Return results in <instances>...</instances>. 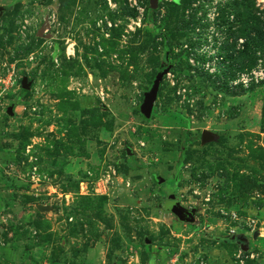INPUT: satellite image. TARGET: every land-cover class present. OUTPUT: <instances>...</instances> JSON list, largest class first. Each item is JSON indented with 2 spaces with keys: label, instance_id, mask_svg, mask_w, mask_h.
<instances>
[{
  "label": "rangeland",
  "instance_id": "1",
  "mask_svg": "<svg viewBox=\"0 0 264 264\" xmlns=\"http://www.w3.org/2000/svg\"><path fill=\"white\" fill-rule=\"evenodd\" d=\"M0 9V264H264V0Z\"/></svg>",
  "mask_w": 264,
  "mask_h": 264
},
{
  "label": "water",
  "instance_id": "2",
  "mask_svg": "<svg viewBox=\"0 0 264 264\" xmlns=\"http://www.w3.org/2000/svg\"><path fill=\"white\" fill-rule=\"evenodd\" d=\"M158 2H159V0H149V8L151 10H155L157 8V6H158ZM161 74H159L156 77V79H155V81H154V83H153L150 91L148 93H146L144 95V98H143V104L141 106V111L147 117L150 116L153 103H154V101L156 99V93H157V90H158L159 82H160L161 77H162ZM22 87L24 89L27 88V84H26V81L25 80L22 81ZM12 109H13L12 106H9L8 107V109H7L8 115H11L12 114ZM209 138H211V136L208 133H206V132H203L202 133V135H201L202 141H206ZM168 197H169V199H174L173 193L172 192H169L168 193ZM38 209L39 210H42V207H38ZM184 214H186L188 217L184 218L183 217ZM178 216L180 218H183L186 222H189V223H193L194 222L193 214L191 212L187 211V210L181 209L178 212ZM240 245H241V249L242 250H244V251L247 250V246L245 244H240Z\"/></svg>",
  "mask_w": 264,
  "mask_h": 264
},
{
  "label": "crops",
  "instance_id": "3",
  "mask_svg": "<svg viewBox=\"0 0 264 264\" xmlns=\"http://www.w3.org/2000/svg\"><path fill=\"white\" fill-rule=\"evenodd\" d=\"M19 246H23L24 250H22L21 247L18 253L10 251V248H4V250L7 249L9 251L7 256L12 260L11 262L13 264H46V262H41V260L46 261V256L39 252V249H42L41 247L37 248L34 246L32 248H26V243H21ZM87 256L89 257L90 253H88Z\"/></svg>",
  "mask_w": 264,
  "mask_h": 264
},
{
  "label": "trees",
  "instance_id": "4",
  "mask_svg": "<svg viewBox=\"0 0 264 264\" xmlns=\"http://www.w3.org/2000/svg\"><path fill=\"white\" fill-rule=\"evenodd\" d=\"M216 240H218L221 244H225L226 242L231 241V239L227 237H216Z\"/></svg>",
  "mask_w": 264,
  "mask_h": 264
},
{
  "label": "built area",
  "instance_id": "5",
  "mask_svg": "<svg viewBox=\"0 0 264 264\" xmlns=\"http://www.w3.org/2000/svg\"><path fill=\"white\" fill-rule=\"evenodd\" d=\"M0 91H1V90H0ZM3 92H4V90L0 92V96L2 95ZM0 107H1V105H0ZM1 119H2V118H1V110H0V120H1Z\"/></svg>",
  "mask_w": 264,
  "mask_h": 264
},
{
  "label": "flooded vegetation",
  "instance_id": "6",
  "mask_svg": "<svg viewBox=\"0 0 264 264\" xmlns=\"http://www.w3.org/2000/svg\"><path fill=\"white\" fill-rule=\"evenodd\" d=\"M183 217L186 218V217H188V216H187L186 214H184ZM236 244H238V243H236ZM239 244H240V243H239Z\"/></svg>",
  "mask_w": 264,
  "mask_h": 264
}]
</instances>
